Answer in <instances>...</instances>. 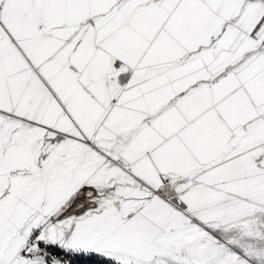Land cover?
Instances as JSON below:
<instances>
[{
  "label": "snow or ice",
  "instance_id": "obj_1",
  "mask_svg": "<svg viewBox=\"0 0 264 264\" xmlns=\"http://www.w3.org/2000/svg\"><path fill=\"white\" fill-rule=\"evenodd\" d=\"M0 264H264V0H0Z\"/></svg>",
  "mask_w": 264,
  "mask_h": 264
}]
</instances>
